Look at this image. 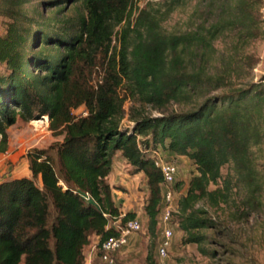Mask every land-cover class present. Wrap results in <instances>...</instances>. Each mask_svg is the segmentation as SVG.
<instances>
[{
    "label": "trees",
    "instance_id": "obj_1",
    "mask_svg": "<svg viewBox=\"0 0 264 264\" xmlns=\"http://www.w3.org/2000/svg\"><path fill=\"white\" fill-rule=\"evenodd\" d=\"M58 1L77 6L44 16L33 0H0V152L18 120L47 116L61 136L26 152L28 176L0 179V264H84L92 234L97 248L115 235L111 220L121 211L108 175L117 154L145 176L151 234L164 203L155 150L194 165L170 212L182 243H205L212 212L230 203L236 218L255 211L264 188V77L226 85L243 47L260 35L252 14L260 0H208L211 16L179 30L164 22L192 0L46 3ZM221 37L229 44L222 57ZM127 100L159 114L135 117ZM126 115L133 124L123 129Z\"/></svg>",
    "mask_w": 264,
    "mask_h": 264
},
{
    "label": "rangeland",
    "instance_id": "obj_2",
    "mask_svg": "<svg viewBox=\"0 0 264 264\" xmlns=\"http://www.w3.org/2000/svg\"><path fill=\"white\" fill-rule=\"evenodd\" d=\"M47 1L33 0L35 5L40 6L39 10L44 13V16L55 15L54 11L65 5L61 1L56 2V4H48ZM158 1L160 0H140L139 6L144 5L146 2L157 4ZM207 1L192 0L191 3L176 9L164 22V25L170 30L188 29L195 22L208 19L211 14L207 9ZM76 6L77 3L75 2L70 6L66 4L65 14L73 13ZM195 9L200 10V18L195 17L198 16L194 12ZM252 14L259 24L260 35L251 39L241 50L244 55L240 57V60L238 59V73L233 74L232 83L226 85L228 87L244 86L250 81L260 80L264 77V0L258 1L256 7L252 10ZM2 20L4 18L0 16V32L4 29ZM226 41H228V38L221 37L217 43L221 57L228 50L229 44ZM123 106L126 112H131V115L138 118L148 114H159L150 107H143L144 110H141V106L130 100H127ZM174 108L177 109L176 106ZM75 113L81 114L84 113V110L79 108L75 110ZM48 124V117L47 120L42 117L29 122L18 120L8 128V149L4 153L0 152V172L4 169L3 174H0V176L12 169L22 171L27 151L33 148H46L61 139V136L52 135ZM132 124V121L126 115L120 126L127 129ZM138 139L140 141L142 137L140 136ZM160 153L164 160L174 163L177 167L176 178L171 185L175 206L178 198L185 192L189 178L194 174V165L185 156L169 155L162 149ZM258 154L264 156V142L261 144V151ZM227 171L228 167L225 166L222 173L225 174ZM110 175L114 188L123 193L118 192L125 203V205H121L122 210L120 211L123 213L127 211L134 212L135 217L141 223V230L131 233L128 236L127 245L113 254V263L111 264H158L157 248L163 237L164 229L168 227L173 235L166 264H264V188L261 203L247 217L241 219L233 217L231 215L235 211L233 203L212 212L215 227L206 231L208 236L206 242L198 246L195 243H182V232L175 223V220H177L175 216L171 221L164 222L162 220L165 211L164 203H162L158 214L156 230L153 234L149 232L147 216L144 211L148 191L145 185V176L142 173L133 174L127 163L116 155L112 159ZM36 181L39 182V179L37 178ZM242 195L241 192L238 196L242 197ZM209 237L212 240H209ZM96 244L97 237L92 234L89 237L88 244L83 248L84 264H110L100 259Z\"/></svg>",
    "mask_w": 264,
    "mask_h": 264
},
{
    "label": "built area",
    "instance_id": "obj_3",
    "mask_svg": "<svg viewBox=\"0 0 264 264\" xmlns=\"http://www.w3.org/2000/svg\"><path fill=\"white\" fill-rule=\"evenodd\" d=\"M47 120V116H43ZM153 160L156 167L162 173V196L165 204V211L162 220L164 222L170 219V212L173 209L174 193L171 185L175 181L177 174V167L174 163L164 160L158 150L153 151ZM112 227L116 230V234L109 236L99 245L100 259L107 263H113V254L123 248L128 243L129 235L141 230V223L136 218H127L125 213L121 212L117 216L112 217ZM172 231L168 227L163 231V237L157 248V255L159 257L158 264H166L169 257V248L171 246Z\"/></svg>",
    "mask_w": 264,
    "mask_h": 264
},
{
    "label": "crops",
    "instance_id": "obj_4",
    "mask_svg": "<svg viewBox=\"0 0 264 264\" xmlns=\"http://www.w3.org/2000/svg\"><path fill=\"white\" fill-rule=\"evenodd\" d=\"M117 156H119L120 159L125 162L124 158H122L119 154H117ZM3 172H4V169L0 172V174H3ZM29 174H30V172L28 169L27 160H26V157H24V166L22 167V171H17L15 169H12V170L8 171L7 173H5L4 175H1L0 179L4 178V177H8V176H23V175L28 176ZM110 176L111 175L109 173L108 182L110 183V185L113 186V183L110 180L111 179ZM118 192L122 193L119 189L117 190V189L113 188L112 189V197H113L114 203L117 206H119V210H122L121 205H125V203H124L123 199L121 198V196L118 195Z\"/></svg>",
    "mask_w": 264,
    "mask_h": 264
}]
</instances>
